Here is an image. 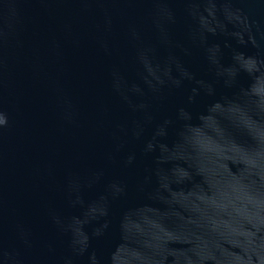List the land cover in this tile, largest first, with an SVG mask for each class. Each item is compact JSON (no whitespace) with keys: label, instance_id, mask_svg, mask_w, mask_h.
I'll return each mask as SVG.
<instances>
[{"label":"water","instance_id":"1","mask_svg":"<svg viewBox=\"0 0 264 264\" xmlns=\"http://www.w3.org/2000/svg\"><path fill=\"white\" fill-rule=\"evenodd\" d=\"M0 264H264V0H0Z\"/></svg>","mask_w":264,"mask_h":264}]
</instances>
